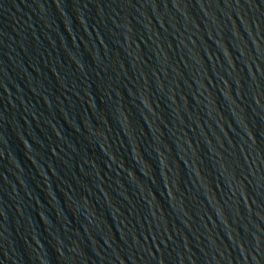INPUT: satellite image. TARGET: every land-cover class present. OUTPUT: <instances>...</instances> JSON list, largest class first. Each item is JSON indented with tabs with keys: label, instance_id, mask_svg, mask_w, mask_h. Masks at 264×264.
Wrapping results in <instances>:
<instances>
[{
	"label": "water",
	"instance_id": "1",
	"mask_svg": "<svg viewBox=\"0 0 264 264\" xmlns=\"http://www.w3.org/2000/svg\"><path fill=\"white\" fill-rule=\"evenodd\" d=\"M156 264H264V146Z\"/></svg>",
	"mask_w": 264,
	"mask_h": 264
}]
</instances>
